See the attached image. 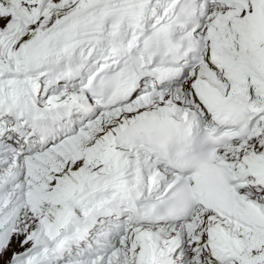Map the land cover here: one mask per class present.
<instances>
[{"label": "snow or ice", "instance_id": "obj_1", "mask_svg": "<svg viewBox=\"0 0 264 264\" xmlns=\"http://www.w3.org/2000/svg\"><path fill=\"white\" fill-rule=\"evenodd\" d=\"M0 264H264V0H0Z\"/></svg>", "mask_w": 264, "mask_h": 264}]
</instances>
